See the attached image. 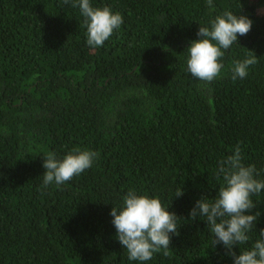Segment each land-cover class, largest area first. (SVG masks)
Here are the masks:
<instances>
[{"label":"trees","instance_id":"16d2710c","mask_svg":"<svg viewBox=\"0 0 264 264\" xmlns=\"http://www.w3.org/2000/svg\"><path fill=\"white\" fill-rule=\"evenodd\" d=\"M123 23L102 46L87 44L79 8L63 0H0V264H233L203 217L221 161L241 149L264 181V0H90ZM252 21L212 82L187 71L200 26L224 12ZM249 51L257 63L232 79ZM97 153L91 168L43 185V158ZM177 216L168 255L128 258L110 215L129 190ZM178 189L183 195L175 197ZM250 250L264 229V190ZM249 214V213H246Z\"/></svg>","mask_w":264,"mask_h":264},{"label":"clouds","instance_id":"9594fccd","mask_svg":"<svg viewBox=\"0 0 264 264\" xmlns=\"http://www.w3.org/2000/svg\"><path fill=\"white\" fill-rule=\"evenodd\" d=\"M63 3L69 4L70 0H63ZM71 6L79 8L87 29V44L92 47L102 46L123 23L119 12L114 13L109 7L94 8L90 0H71ZM251 27L248 17L234 15L231 11L217 16L210 22V28L200 26L197 36L201 39L192 41L187 48V71L200 81H214L223 67L221 61L225 52L237 43L238 36H246ZM257 62V57L249 51L245 59L235 61L232 79L245 78L249 67ZM96 157V152L79 149L63 159L49 153L43 158V185L53 182L61 185L72 180L91 168ZM255 172L253 165L242 163L241 149L237 146L235 152L219 164L218 178L222 176L223 184L216 197L211 201L201 197L190 211L193 219L205 218L214 236L213 244H223L233 257V264H264V229H260L259 239L250 250L240 251L239 255L232 251L234 246L244 245L249 240L247 233L259 216V213L250 214L256 206L251 197L264 190V181L254 178ZM182 195V189H178L175 197ZM110 215L116 238L130 260L149 261L162 249L163 254L168 255L169 234L177 233V216L165 209L159 199L137 195L130 189L123 197V207L119 211L113 207Z\"/></svg>","mask_w":264,"mask_h":264}]
</instances>
